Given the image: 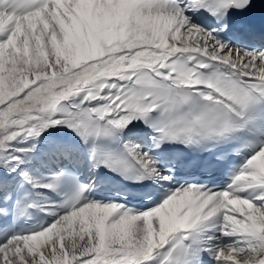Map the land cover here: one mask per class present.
Wrapping results in <instances>:
<instances>
[{
    "label": "snow or ice",
    "instance_id": "obj_1",
    "mask_svg": "<svg viewBox=\"0 0 264 264\" xmlns=\"http://www.w3.org/2000/svg\"><path fill=\"white\" fill-rule=\"evenodd\" d=\"M0 264H264V0H0Z\"/></svg>",
    "mask_w": 264,
    "mask_h": 264
}]
</instances>
